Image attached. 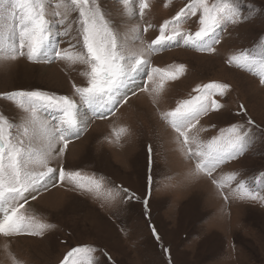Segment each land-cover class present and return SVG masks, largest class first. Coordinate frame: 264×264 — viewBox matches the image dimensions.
Listing matches in <instances>:
<instances>
[{
  "label": "rangeland",
  "instance_id": "374dc122",
  "mask_svg": "<svg viewBox=\"0 0 264 264\" xmlns=\"http://www.w3.org/2000/svg\"><path fill=\"white\" fill-rule=\"evenodd\" d=\"M188 2L149 0L150 7L139 21L140 30L152 25L144 33L143 44L133 39L134 22L125 23L122 31L127 33L130 43L146 48L159 35L160 25ZM106 4L119 13L121 6L116 0H106ZM239 8L242 15L251 11L254 18L229 24L213 53L187 46L146 53L153 67L175 72L183 65L184 72L175 80L161 81L155 76L147 84L151 92L163 83L158 96L154 92H138L115 115L92 120L81 138L69 144L65 157L50 160L53 167L58 168L62 163L66 169L80 170L85 177H102V193L113 189L115 199L73 190L66 183L43 192L35 200H29L21 211L54 227L43 237L21 236L9 240L0 236V264H13V258L19 264H61L69 251L81 246L96 249L82 256L81 264H88L89 260L92 264H264V203L259 199H236L232 195L236 182L221 194L206 176L189 179L193 163L185 161L175 142L177 134L161 119V113L196 95L194 89L198 86L213 82L228 84L227 95L215 97L224 107L202 117L190 135L207 140L218 135L220 129L235 123L246 124L251 118L255 122L252 131L259 138L245 155L221 166L213 176L225 179L235 173L238 181H246L249 186H254L256 179L264 181V85L258 76L228 63L233 54L264 41V0H239ZM76 15L72 13L69 19ZM117 18L127 21V17ZM183 28L196 31V18ZM62 39L60 47L69 48L70 37ZM86 70L79 63L63 60L53 64L32 63L20 57L0 63V93L41 90L79 100L73 84L85 85ZM0 110L17 123L23 121L24 114L3 99ZM53 115L44 113L49 120ZM121 128L127 131L120 132ZM149 145L152 146L150 170ZM119 189L128 192L116 195ZM224 195L228 196L227 201ZM153 225L159 241L151 231Z\"/></svg>",
  "mask_w": 264,
  "mask_h": 264
},
{
  "label": "snow or ice",
  "instance_id": "6c2138e0",
  "mask_svg": "<svg viewBox=\"0 0 264 264\" xmlns=\"http://www.w3.org/2000/svg\"><path fill=\"white\" fill-rule=\"evenodd\" d=\"M116 4L121 6L119 13L108 7L106 0H0V63L24 57L32 63L53 64L57 60L79 63L87 69L85 85L73 84L79 100L41 90L0 93V99L24 114L23 121L17 123L0 110V236L4 238L43 237L53 228L54 225L21 210L29 200H35L58 184L66 183L73 190L95 197L105 194L107 199H115L113 189L102 193V177H85L80 170L66 169L62 163L58 168L53 167L50 160L65 157L69 144L81 138L92 120L115 115L138 92H154L158 96L163 83L151 92L147 84L155 76L158 75L161 81L175 80L184 72L183 65L175 72L153 67L146 53H160L179 46L213 53L229 24L237 25L254 18L251 11L242 15L239 0H189L160 25L159 35L146 48H139L129 42L122 29L128 21L134 22L132 30L136 35L133 39L138 44L144 43V33L152 25L140 30L139 21L150 7L149 0H116ZM72 13L77 15L70 20ZM118 15L127 17V21L118 19ZM193 17L198 29L194 32L184 30L183 25ZM63 37H70L67 49L60 47ZM228 63L258 76L264 85V41L250 50L233 54ZM229 90L228 84L218 82L198 86L194 89L196 95L179 102L173 110L161 113V119L177 134L175 142L185 161L193 163L189 179L206 176L221 194L236 182L232 192L236 199H259L264 203V181L256 179L254 186H249L246 181H238L235 173L228 174L225 179L213 176L221 166L245 155L259 138L252 131L255 122L251 118L246 124L235 123L220 129L218 135L207 140L196 134L190 135L202 117L224 107L215 97L223 98ZM240 107L246 114L244 106ZM46 112L54 113L52 119L44 117ZM125 131L127 129H120V132ZM148 153L150 170L151 145ZM148 181L151 186V175ZM121 191L128 192L119 189L116 195ZM224 199L227 201L228 196L224 195ZM144 204L147 212V200ZM151 231L159 241L154 225ZM95 251L94 247H75L61 264H81L82 256ZM13 264L19 262L13 258ZM88 264H92L91 260Z\"/></svg>",
  "mask_w": 264,
  "mask_h": 264
},
{
  "label": "bare ground",
  "instance_id": "6f19581e",
  "mask_svg": "<svg viewBox=\"0 0 264 264\" xmlns=\"http://www.w3.org/2000/svg\"><path fill=\"white\" fill-rule=\"evenodd\" d=\"M231 71V70H230Z\"/></svg>",
  "mask_w": 264,
  "mask_h": 264
}]
</instances>
